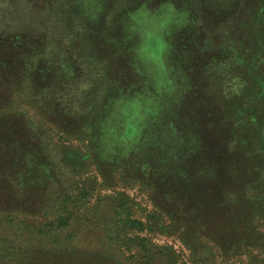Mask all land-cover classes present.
<instances>
[{"label":"rangeland","instance_id":"rangeland-1","mask_svg":"<svg viewBox=\"0 0 264 264\" xmlns=\"http://www.w3.org/2000/svg\"><path fill=\"white\" fill-rule=\"evenodd\" d=\"M254 92L264 0H0V264L53 263L35 226L70 192L67 250L112 255L128 234L264 264V140L235 135L264 137ZM121 193L147 231L115 219Z\"/></svg>","mask_w":264,"mask_h":264},{"label":"trees","instance_id":"trees-1","mask_svg":"<svg viewBox=\"0 0 264 264\" xmlns=\"http://www.w3.org/2000/svg\"><path fill=\"white\" fill-rule=\"evenodd\" d=\"M219 51L221 52L222 50ZM240 71H243V68H241ZM258 89L260 88L257 86V90ZM252 94L253 95L243 94L244 95L243 99L247 101V105L252 104L254 101L256 102V100L257 101L260 100L259 101L260 106H257V115L250 114V116H253L254 118L257 117V119L260 118V120L258 119L257 121L258 124L256 125L258 126L259 130H263L264 129L262 123L263 116L260 115L264 112V106L263 104H261L262 101L264 102V99L257 92L256 93L254 92ZM261 133L263 132L255 131L252 134L246 133L244 135L243 133H235V135L239 136L240 139L245 137V141H247V147H251L250 149H252L259 145L262 146L264 137L262 136ZM236 178L238 179L239 176L237 175ZM254 185H256L255 182H253L251 186V182L242 181L243 187H256ZM81 190H83L84 195H86L87 191H85V189H81ZM71 195H73V192H70V194L67 193L66 196H60L54 199V201L50 205H48V207L43 208L46 210V212H44V216L41 220L42 223L35 226L38 231L39 237L47 239L52 245V248L50 250L51 251L50 261L51 262L53 261L52 264H75L72 263L71 261L72 259H76L75 261L78 262L76 264H88L87 261L89 259L93 260L91 264H149V259H150L149 246H153L162 252V255L166 259V261L164 262L165 264H204L199 259L196 250L192 246H187V248L191 252L190 260L187 261L181 256V254L176 249H174L173 246L157 245L154 241H150V239H140L139 235H138V240H136L135 238L136 236L132 238H128L130 237L128 234L117 235V238L119 240L117 242H114L113 244V246L116 247L117 250H115L116 252H114L112 255H108V253L104 255L102 253L93 255L92 252L84 249L67 250L68 249L67 246L72 244L73 239L75 238L74 234L72 233V230L69 231V229H67L70 226L71 217L73 214L70 208V205L73 203L72 201L73 197ZM118 197H120L121 199L123 198V200L121 201L122 205L118 204L114 207L115 219L118 217L119 223L122 224L124 228L129 229L131 232L135 231L138 234V232L147 231L146 224L141 219L135 217L136 204L132 202V198L129 197L126 193H121L118 195ZM82 201L83 200L80 199V203ZM161 215H162V211L155 210L153 213L148 215L149 218L147 221L150 223L151 219L158 218ZM165 227L167 228L168 226ZM156 232H158V230H155V233ZM162 232L163 234L167 233L165 230ZM113 241L114 240L110 238L108 240V245L113 243ZM103 242L104 243L106 242L105 245H107L106 240H103ZM134 248H139V251L134 252L133 251ZM43 250L44 249H40V251L42 252ZM124 251H126V253L128 254V258H126L125 256L126 254L124 253ZM215 255L216 254H213V258L215 257ZM216 258H214L212 264H217ZM97 260H99V262H97Z\"/></svg>","mask_w":264,"mask_h":264}]
</instances>
